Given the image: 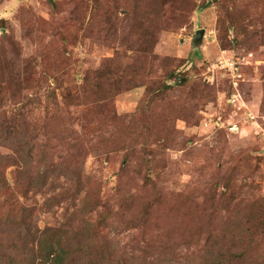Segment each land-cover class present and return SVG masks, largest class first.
<instances>
[{
	"label": "rangeland",
	"instance_id": "rangeland-1",
	"mask_svg": "<svg viewBox=\"0 0 264 264\" xmlns=\"http://www.w3.org/2000/svg\"><path fill=\"white\" fill-rule=\"evenodd\" d=\"M171 1L0 0V123L28 124L1 154L34 152L35 169L88 153L83 192L59 204L75 191L62 181L27 219L74 250L65 264H200L204 248L264 264V0ZM14 231L0 255L27 242Z\"/></svg>",
	"mask_w": 264,
	"mask_h": 264
},
{
	"label": "trees",
	"instance_id": "trees-1",
	"mask_svg": "<svg viewBox=\"0 0 264 264\" xmlns=\"http://www.w3.org/2000/svg\"><path fill=\"white\" fill-rule=\"evenodd\" d=\"M173 1H171V4L176 2ZM167 6L168 4H166V8ZM162 10L160 12L157 10L155 13L156 18L160 16L161 12L163 13ZM157 23L158 22H156V24ZM77 89H79V91L81 90L80 88ZM168 90L170 89L164 87L163 90L159 91L165 93ZM78 94L79 92H76L75 95L72 96V99L76 98ZM20 116H23V114ZM53 119L55 120L56 118L53 116L49 117L47 115V120L43 121L44 127L42 130L47 132H56L57 130L49 128L48 122ZM115 122H118V117L113 114L112 120L110 121L113 127L117 126ZM22 125H28L26 122L22 123V117L18 119V121L13 119L8 123L4 119L0 123V135L12 132L18 136L19 132L17 131H21L23 129ZM25 131L26 129L22 132L23 136L24 133L25 135L28 134V132ZM52 136L53 135L48 134L46 138L51 139ZM25 138L26 140L29 139V141L37 139L35 135ZM14 139H16L15 136ZM117 139L118 135L115 140ZM22 140L23 139L19 138L20 143ZM44 144L47 145V143ZM76 147L81 148L79 145ZM21 154L22 153H20L19 150H13L6 156L2 155L0 152V169H7L9 167L16 168L14 186H12L6 178L5 180L4 178L0 179V201H2L0 203V212L2 211L1 208L4 206H6L5 209H7L6 217H4V214L2 215L0 213V228L12 225L16 234V236L14 235V242L20 241L24 243V240H27V242L21 245L18 244V246L14 245L12 248L8 246L5 252L0 255V258L8 261V264H34L36 261H40L41 264H65V262L70 258V260H72L73 256L71 257V255L74 253V250L71 248H65V245L67 244L62 240V236H59L60 238L57 241L48 239V236L43 239V234L38 238V236L32 232V221L28 222L27 219H30L31 214L35 213L37 209L36 206H34L37 203V196L46 195L48 192L53 191L55 186L57 189V184L62 181H66L68 185L73 186L75 191L74 194H72V197H66L65 191H63L62 188L60 192L54 193L52 198L56 199L59 204L72 200L83 192L85 180L82 176L83 170L80 171V169H82V161L88 153L81 150V153H76L75 155L67 154L66 158L59 157L56 161L54 160L55 156L53 154H47L46 157L48 158V161H45L43 158L44 162L41 161V165H38L39 167H36L35 169L29 168V162L31 163L35 159L34 152L27 151L23 153L24 158H21ZM96 202L97 201L93 200L84 203L79 212H81V210L87 213L93 212L95 210L94 207ZM30 203H33V206H31ZM14 216H17L16 220H13L12 217ZM246 223L249 224V220H247ZM248 230L250 231V228H248ZM254 234L255 233L252 235ZM37 238L38 242L36 243ZM0 249H2V252L4 251L2 246ZM208 249L209 248H204L200 257V264H235L233 259H226L227 257H231L230 251H227L225 254H222L220 251L216 257L213 258L207 254L209 252Z\"/></svg>",
	"mask_w": 264,
	"mask_h": 264
},
{
	"label": "built area",
	"instance_id": "built-area-1",
	"mask_svg": "<svg viewBox=\"0 0 264 264\" xmlns=\"http://www.w3.org/2000/svg\"><path fill=\"white\" fill-rule=\"evenodd\" d=\"M223 64V62H220V64L219 65H221L222 66V68L224 69V70H227V71H229V73L231 74V76H232V78H233V82H234V84H236V86H237V84H238V79L241 77L240 75H237V68H236V64L235 63H233V62H224V64Z\"/></svg>",
	"mask_w": 264,
	"mask_h": 264
},
{
	"label": "water",
	"instance_id": "water-1",
	"mask_svg": "<svg viewBox=\"0 0 264 264\" xmlns=\"http://www.w3.org/2000/svg\"><path fill=\"white\" fill-rule=\"evenodd\" d=\"M204 31L200 30L196 33L195 38L193 40L194 46L195 47H199L200 44L202 43L203 37H204ZM185 81L184 79L182 80V82Z\"/></svg>",
	"mask_w": 264,
	"mask_h": 264
}]
</instances>
